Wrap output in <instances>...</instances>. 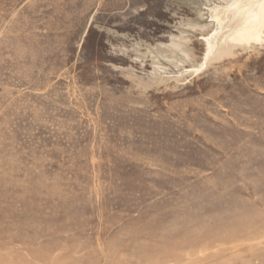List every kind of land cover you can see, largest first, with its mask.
I'll return each mask as SVG.
<instances>
[{"label":"rangeland","instance_id":"1","mask_svg":"<svg viewBox=\"0 0 264 264\" xmlns=\"http://www.w3.org/2000/svg\"><path fill=\"white\" fill-rule=\"evenodd\" d=\"M228 1L0 0V264H264V33L206 59Z\"/></svg>","mask_w":264,"mask_h":264},{"label":"bare ground","instance_id":"2","mask_svg":"<svg viewBox=\"0 0 264 264\" xmlns=\"http://www.w3.org/2000/svg\"><path fill=\"white\" fill-rule=\"evenodd\" d=\"M224 3L211 9L215 30L205 38L206 59H211L209 54L214 52L219 55L231 52L234 43L258 41L264 33V0H230Z\"/></svg>","mask_w":264,"mask_h":264}]
</instances>
